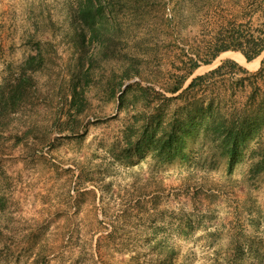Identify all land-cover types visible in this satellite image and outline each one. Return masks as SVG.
I'll list each match as a JSON object with an SVG mask.
<instances>
[{
    "label": "rangeland",
    "instance_id": "374dc122",
    "mask_svg": "<svg viewBox=\"0 0 264 264\" xmlns=\"http://www.w3.org/2000/svg\"><path fill=\"white\" fill-rule=\"evenodd\" d=\"M255 4L0 0V264H264V118L249 108L264 53L202 63L215 24ZM191 58L183 88L223 74L171 93ZM193 96L190 134L171 140ZM252 129L230 169L231 138Z\"/></svg>",
    "mask_w": 264,
    "mask_h": 264
},
{
    "label": "trees",
    "instance_id": "16d2710c",
    "mask_svg": "<svg viewBox=\"0 0 264 264\" xmlns=\"http://www.w3.org/2000/svg\"><path fill=\"white\" fill-rule=\"evenodd\" d=\"M92 3V1H90ZM255 8L253 11H250L246 13L249 17V19L246 22H237L236 20H229L226 22H221L220 24H215V33L213 36V39L210 41L209 47L207 48V54L210 56V58L205 59L202 61L203 64L208 65L212 63V61L222 52H227L229 50L232 51H239L241 52L247 61H252L261 54L264 53V0H255ZM245 13V12H244ZM259 14L260 22L257 24V26H253L252 17L255 14ZM237 54L240 58H244L243 55H241L238 52H234ZM191 64L189 66V69L186 74H176L173 75V77H170L168 81L166 82L168 86V91L175 94L179 93V96H181L184 92H192L194 90H198L199 88L203 87L207 81H210L211 78L215 77L216 75H222L224 71V64H221L217 66L214 69L209 70L208 72L195 76L191 82L187 85V87H184V83L188 79L191 74H193L194 70L200 67L201 63L196 58H191ZM229 62V61H228ZM236 64V62H235ZM186 67V66H185ZM244 73H248L247 70H243ZM254 78L252 84H256L258 81L264 79V59L262 60V65L260 69L256 72L250 75L249 77ZM247 78L242 77L241 82L244 84ZM244 86V85H243ZM194 99L190 100V102H187V105L185 107H181L178 110L175 111L176 114V124L178 126H175L173 130H171V140L173 138L175 140L181 141L180 137L189 135L190 132L188 130H185V127L183 126V122L181 121L182 115L185 110L188 111V109L193 108V111H189L187 114V118H196L194 116V112H197L201 109V104L199 100H197L193 96ZM178 98V97H174ZM251 102L249 103V108L253 110V107L256 106L255 110L250 112L251 114L255 115V118H264V99L261 101V104L256 105L257 103V95H250L249 96ZM216 98L211 99V102L209 103V106L206 109L207 116L206 118H217L219 113L215 111V108L213 107L215 103ZM250 114V115H251ZM194 123L193 120L191 122ZM215 122L207 121L204 122V125L206 126H212ZM250 123V122H249ZM248 122H243L241 126H245L249 124ZM216 125V124H215ZM217 125H224L223 122H219ZM262 123L254 122L249 124V128L253 129H261ZM245 132L243 133L242 130L240 131V134H237L234 138H231V160H230V169L233 168L234 164L237 163V157L239 155V146L241 143L249 138H252L254 136L253 131ZM180 133V137L178 138L177 134ZM242 133V134H241Z\"/></svg>",
    "mask_w": 264,
    "mask_h": 264
}]
</instances>
